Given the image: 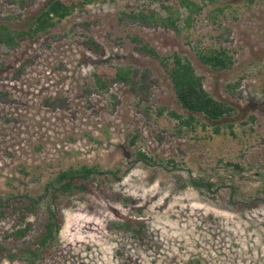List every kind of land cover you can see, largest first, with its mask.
<instances>
[{
    "label": "rangeland",
    "instance_id": "1",
    "mask_svg": "<svg viewBox=\"0 0 264 264\" xmlns=\"http://www.w3.org/2000/svg\"><path fill=\"white\" fill-rule=\"evenodd\" d=\"M48 1L0 0V196L37 195L82 163L118 178L100 175L63 199L57 242L38 264H264V0H95L29 32ZM206 48L227 50L231 65L209 68ZM174 53L233 106V133L172 118L185 113L162 66ZM107 65L130 68L133 81L97 91L92 73ZM44 209L28 218L25 240ZM115 222L142 227L140 238ZM12 229L0 219L9 246ZM0 264L25 263L0 255Z\"/></svg>",
    "mask_w": 264,
    "mask_h": 264
},
{
    "label": "trees",
    "instance_id": "2",
    "mask_svg": "<svg viewBox=\"0 0 264 264\" xmlns=\"http://www.w3.org/2000/svg\"><path fill=\"white\" fill-rule=\"evenodd\" d=\"M93 1L95 0H50L32 19L29 32L47 31L57 21L69 16L77 7H82ZM181 3L191 7V0H183ZM140 18L145 22L149 21L145 14L140 13ZM2 39L7 42L6 38ZM10 39L13 38L10 37ZM84 43L93 52L101 53L102 48L92 38H88ZM142 49L149 55L156 56V53L147 44H144ZM198 54L201 62L213 70H225L232 63V59L225 49L206 48L199 50ZM162 66L171 82L177 102L185 111L183 114L169 111L172 118L178 121L181 127L195 128L202 122V127L211 126L215 134H220L221 129L225 127L232 132V128H230L232 124H228V121L234 112L233 106L225 101L215 99L205 90L201 77L195 73L188 58L174 53L172 57L162 59ZM132 73L130 68L123 66H100L93 71L92 80L97 91H104L115 81L123 80L131 83L133 81ZM139 157L146 159L142 153L139 154ZM234 166L238 167V164ZM117 173L118 170H104L97 164L70 165L60 168L51 178H48L37 195L24 194L15 198V195L10 193L4 197L0 196V219L10 218L13 221V229L7 235L8 238H11L13 246L7 245V238H4V241H0V255L11 262L38 264L57 242L63 221L60 208L65 203L63 199L81 194V192L91 191L94 181L99 179L100 175L111 176L113 179L114 177L118 178ZM191 184L196 188L204 186L207 189L211 185L197 179L191 180ZM41 204L45 207L42 226L33 239L25 240L32 230V223L28 218L39 212ZM113 225L118 229L129 230L132 236L139 238L143 231L142 227L139 228L136 224L129 222H115ZM20 240L22 242L18 245L17 242Z\"/></svg>",
    "mask_w": 264,
    "mask_h": 264
}]
</instances>
